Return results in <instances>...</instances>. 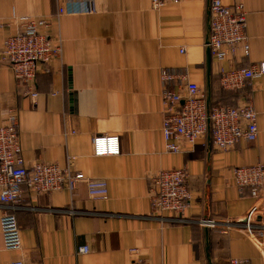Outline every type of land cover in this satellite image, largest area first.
Here are the masks:
<instances>
[{
	"label": "crops",
	"instance_id": "crops-1",
	"mask_svg": "<svg viewBox=\"0 0 264 264\" xmlns=\"http://www.w3.org/2000/svg\"><path fill=\"white\" fill-rule=\"evenodd\" d=\"M241 2L247 14L249 54L218 61L206 47L211 35V0H184L159 10L152 0H0V126L19 113L22 156L27 167L44 162L102 180L106 196H92L87 182L40 195L25 190L16 213L20 251L4 247L0 264H131L132 249L150 264H228L236 258L264 264L259 247L240 229L224 234L173 216H152V178L159 172H189L187 216L239 219L252 207L251 189L240 194L238 168L264 165V74L240 90L222 87L223 71L258 69L264 63V0ZM68 13L58 16V9ZM50 22L46 34L63 52L38 75L36 100L24 98L5 63L6 39L28 20ZM163 70L175 73L167 87L196 83L211 105L252 102L258 114L256 141L240 140L228 152L216 150L209 133L183 152H167L163 134ZM119 136L118 156L96 157L93 138ZM105 197V198H99ZM3 208L0 206V218ZM87 246L89 253L77 255Z\"/></svg>",
	"mask_w": 264,
	"mask_h": 264
},
{
	"label": "built area",
	"instance_id": "built-area-1",
	"mask_svg": "<svg viewBox=\"0 0 264 264\" xmlns=\"http://www.w3.org/2000/svg\"><path fill=\"white\" fill-rule=\"evenodd\" d=\"M184 0H152L153 8L159 10L169 4H180ZM68 13L58 9V16ZM211 35L206 47L218 61L233 59L240 47L249 54L246 35L247 14L241 2L234 7L221 0H211ZM50 22L45 19L28 20L18 35L6 39L2 57L12 69L24 98L36 100L39 93L36 81L41 70L63 52L61 41L54 43L39 29H47ZM264 74V63L258 69L229 70L222 72L221 84L225 90L242 89L246 82ZM177 75L162 72L164 121L163 134L167 152L179 154L183 145L196 146L209 133L216 150L228 152L240 140L254 142L259 136L258 114L252 102L237 107L211 105L203 90L196 83H187L180 90L168 89V83ZM20 119L17 109H12L6 122L0 126V218L4 247L8 251H20L23 247L21 227L16 213L22 209L25 190L45 195L61 190L74 192L81 182H87L92 196H106L107 184L102 180L75 173L70 167L61 168L55 163L39 162L27 167L22 156L19 131ZM93 153L96 157L118 156L121 153L119 136H97L93 138ZM235 182L240 194L251 189L254 199L252 207L239 219H200L187 216L191 206L189 189L190 175L187 169H171L157 173L153 178L151 195L152 216H173L171 221L181 224L197 223L202 227L228 233L240 229L253 241L264 255V165L248 166L235 170ZM105 198V197H99ZM131 264H150L132 249ZM89 253L87 246L77 249V255ZM9 264H34L23 260ZM228 264H250L249 261L231 258Z\"/></svg>",
	"mask_w": 264,
	"mask_h": 264
},
{
	"label": "water",
	"instance_id": "water-1",
	"mask_svg": "<svg viewBox=\"0 0 264 264\" xmlns=\"http://www.w3.org/2000/svg\"><path fill=\"white\" fill-rule=\"evenodd\" d=\"M210 54V53H209ZM211 55V54H210Z\"/></svg>",
	"mask_w": 264,
	"mask_h": 264
}]
</instances>
